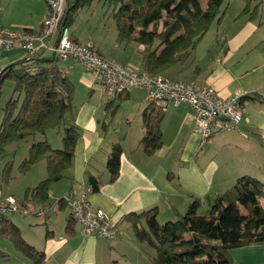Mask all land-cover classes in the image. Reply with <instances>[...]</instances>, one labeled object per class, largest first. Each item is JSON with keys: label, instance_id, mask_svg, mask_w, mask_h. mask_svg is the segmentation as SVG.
Listing matches in <instances>:
<instances>
[{"label": "crops", "instance_id": "obj_1", "mask_svg": "<svg viewBox=\"0 0 264 264\" xmlns=\"http://www.w3.org/2000/svg\"><path fill=\"white\" fill-rule=\"evenodd\" d=\"M0 8V26L15 31L38 33L49 14L48 0H0ZM241 19L249 33L230 38L222 35L218 43L221 52L215 55L211 53V46L202 53L198 51L202 39L192 60L176 69L179 71L177 80L213 86L222 99L240 95L243 119L239 130H224L205 140L197 133L195 114L188 106L168 103L163 108L156 107L145 99L144 88H132L109 99L98 79L83 64L65 62L67 68L61 69L69 80L77 81L91 96L74 105L75 123L81 128V137L70 168L62 180L52 185L49 193L58 196L56 198L67 193L79 195L89 187V175L99 178V191L90 193L88 199L92 208L101 209L110 217L118 233L113 240L89 236L77 223L71 222L67 228V218L62 233L51 232L46 236L41 251L45 254L44 264L58 258L60 253L63 259L62 262L56 260L59 264H109L122 244L120 232L128 239L133 236L132 214L156 208L158 220L171 221L186 213L195 200L199 203V214L201 207L211 206L212 199L232 188L239 177H256L254 171L260 168L250 154L255 137L264 133V105L255 99L264 98V29L260 34L255 33L264 27V22L255 24L254 19L246 15L235 18L236 21ZM70 36L75 42L92 45L103 58L114 60L97 46L99 42L90 33L70 28ZM26 58L27 51L21 45L0 49V69L17 65ZM205 58L208 63L200 67ZM93 95L97 99H92ZM109 104L114 109L112 115L107 110ZM123 104L127 108L117 123L116 113ZM158 113H162L159 123L162 145L148 155L140 142L145 133L144 121H155ZM118 143L123 152L118 177L111 182L106 162L113 145ZM38 172L39 176L28 182L27 190L46 178L43 172ZM0 197H5L1 190Z\"/></svg>", "mask_w": 264, "mask_h": 264}, {"label": "trees", "instance_id": "obj_2", "mask_svg": "<svg viewBox=\"0 0 264 264\" xmlns=\"http://www.w3.org/2000/svg\"><path fill=\"white\" fill-rule=\"evenodd\" d=\"M92 1L66 0L60 27L70 30L77 11ZM225 2L105 0L109 16L116 24L117 42L135 43L140 49V71L172 80H177L179 71L176 69L192 60L213 22L221 19ZM244 2L240 15L253 19L264 0ZM57 60L52 54L26 58L4 68L0 77V87L5 79H12L14 84L12 95L2 108L0 153L8 144L29 138L32 143L21 170L27 172L40 161H45L47 166L46 178L28 189L19 200L23 206L40 207L50 202V189L70 168L81 137V128L75 123L76 109L72 105L74 86ZM255 99L264 105V98ZM107 110L110 115L114 113L110 104ZM161 117L162 113H158L155 121H144L145 133L140 142L148 155L162 145ZM60 129L63 147L53 149L44 137L48 131ZM122 152L121 144H114L106 162L111 182L118 177ZM4 175L8 177V172ZM87 181L91 193L99 191V178L89 175ZM198 208L195 200L186 213L163 224L158 221L156 208L131 215L134 238L154 250L152 264H235L231 250L264 245V185L259 180L241 176L232 188L212 199L207 216L198 214ZM68 218L67 228L71 222L75 223L70 216ZM0 224L2 235L12 240L16 250L31 264L45 263V254L26 243L19 229L8 219H0Z\"/></svg>", "mask_w": 264, "mask_h": 264}, {"label": "rangeland", "instance_id": "obj_3", "mask_svg": "<svg viewBox=\"0 0 264 264\" xmlns=\"http://www.w3.org/2000/svg\"><path fill=\"white\" fill-rule=\"evenodd\" d=\"M73 2L74 0H69ZM206 2L207 0H202ZM245 6L244 0H226L223 5V15L219 21L215 20L204 36L202 43L199 46L201 53L203 50L211 48L212 55L221 52L219 44L221 43L222 35L230 38L235 35H245L249 31L245 28L244 20H235V18L241 14ZM108 5L105 0H93L89 5L79 9L74 17V22L71 29L76 31L81 29L84 33H90L93 39L99 43L97 46L102 51L110 54V56L116 60L119 64L126 66L131 70H138L139 62L141 60L138 46L135 43L119 44L117 38V28L113 19L110 18V11L107 9ZM248 16V15H246ZM254 19L255 24L264 22V3L262 2L257 10ZM255 28H258L254 25ZM264 29L261 28L255 34H260ZM223 41V39H222ZM219 43V44H218ZM223 51V50H222ZM49 56V54H47ZM67 61V62H66ZM69 60L59 59L57 64L60 68L66 69V64ZM66 62V64H65ZM208 63V58H205L203 64L199 66H205ZM74 86V93L72 99V105L80 103L82 100L90 98L91 92L89 90L83 91L77 81L71 80ZM13 81L8 79L1 84L0 87V122L3 117L2 108L6 101L11 97L13 91ZM105 96L109 98L106 94ZM95 97V98H94ZM147 98V95L145 99ZM92 99H97V96H92ZM110 99V98H109ZM21 100V99H20ZM127 108L126 105L119 107L115 122L119 120L122 115V111ZM118 123V122H117ZM49 145L53 149H62V129L50 130L44 137ZM32 143L31 139H25L18 142L8 144L4 151L0 153V190L2 195H13L16 199L22 200L27 192L28 183L34 176H39L43 172L44 178L47 176V166L45 161H40L33 165L27 172L21 170V165L25 158L28 156V150ZM57 144L59 147H57ZM253 145V151L251 152V159H255L258 162L257 171H254L255 179L259 180L264 185V133L261 136L255 137V143ZM8 172V175H7ZM4 173L8 176L6 177ZM253 177V176H251ZM60 185V184H59ZM56 198L50 194V198ZM263 204V201H260ZM38 207V206H36ZM209 208L201 207L199 214L207 216L209 214ZM68 209H55L47 217H28L20 218L18 216H11L8 218L13 224L18 227L20 234L24 241L31 246L35 247L38 251H43L44 243L49 233L55 232L57 235L59 232L64 231L66 225V219ZM163 224V220H158ZM29 224V225H28ZM50 231V232H49ZM122 244L118 248V253L115 254L113 262L117 264H152V258L154 256V250L146 243L138 242L134 236H123L121 233ZM47 236V237H46ZM119 237V236H118ZM231 257L235 264H264V245H251L240 247L231 250ZM234 255V256H233ZM58 258L49 260L46 264H59L57 261L63 259V253L57 255ZM61 256V257H60ZM57 260V261H56ZM0 264H31V261L20 253L13 246L12 240L6 238L1 233L0 224Z\"/></svg>", "mask_w": 264, "mask_h": 264}, {"label": "built area", "instance_id": "obj_4", "mask_svg": "<svg viewBox=\"0 0 264 264\" xmlns=\"http://www.w3.org/2000/svg\"><path fill=\"white\" fill-rule=\"evenodd\" d=\"M66 0H48L49 14L42 21L40 31H15L0 26V49H13L21 45L27 58L52 54L58 59L83 64L99 81L108 97L114 99L132 88H144L147 101L163 108L168 103L186 105L194 111L196 131L204 140L221 131H238L243 111L237 93L227 99L217 96L213 86L172 80L164 76H152L139 70L103 58L90 44L72 40L69 28L60 27ZM1 11V8H0ZM3 69H0V77ZM90 186L84 193H67L40 206H23L13 195L0 197V219L47 217L56 208L65 206L69 216L82 232L105 240L116 238L118 228L101 209H94L88 199Z\"/></svg>", "mask_w": 264, "mask_h": 264}]
</instances>
